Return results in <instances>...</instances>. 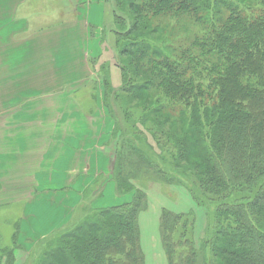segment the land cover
<instances>
[{"label": "trees", "instance_id": "1", "mask_svg": "<svg viewBox=\"0 0 264 264\" xmlns=\"http://www.w3.org/2000/svg\"><path fill=\"white\" fill-rule=\"evenodd\" d=\"M112 1L122 85L111 89L105 72L102 80L105 103L111 93L124 113L112 179L131 200L86 202L74 225L39 241L32 264H144L139 183L156 179L212 209L198 246L191 213L161 210L167 264H264V0ZM185 19L197 30L179 47ZM13 245L0 264L14 263Z\"/></svg>", "mask_w": 264, "mask_h": 264}, {"label": "crops", "instance_id": "2", "mask_svg": "<svg viewBox=\"0 0 264 264\" xmlns=\"http://www.w3.org/2000/svg\"><path fill=\"white\" fill-rule=\"evenodd\" d=\"M26 2L27 0H0V36H6L7 40V45L0 49L5 58L0 60L1 68L36 69L40 58H36L35 54L28 56L26 50L35 51L39 48L44 51L43 68L47 66L55 68L60 65L66 72L67 80L65 83L57 82L58 76L55 74L41 73L39 78L23 77V73L18 71L9 74L6 79L3 78V73L0 75L1 81L10 80L9 86H14L12 92L5 96L4 92H0V115L3 112V105L5 106L4 98L8 100V105H16V110L10 114L15 119V124L8 125L7 131L14 126L13 146L19 149V154L16 156L0 161V173L20 183V188L14 186V191H5L0 181V205L12 200H26L24 210L26 212L31 211L28 208L30 204L37 199L40 203L44 195H48L52 203L56 202L59 194L68 197L58 201L62 205L63 215L50 217L43 223H29L24 230H19L18 242L22 244L20 247L28 252L36 241L49 236L65 224L64 221L69 219L70 214L83 202L81 194L87 190L89 192L96 183L101 184V192L91 197V206L94 208H102L96 204L102 198L95 203L92 200L104 197L105 189L112 188L114 196L117 193L112 179L113 155L109 154L107 149L110 147L108 142L112 136L114 120L104 106L101 82L97 80L96 91L86 89L89 81L94 80V73L91 65V69L88 67L87 59L94 61L95 66H98L104 59L106 48L114 45L112 32L115 28L112 14L108 17L109 11L112 12L111 5L106 0H64L63 13L68 12L66 15L68 18L45 31H30L28 15L22 13L19 18L15 17L19 9L22 11ZM107 23L109 32L105 30ZM56 35L60 36V40L56 43L57 46L52 48L49 45L51 41L47 37ZM37 37H45L42 39L48 44L37 45L33 40ZM80 67L84 69L83 72H80ZM27 72L34 71L27 70L24 74L27 75ZM14 76L18 79L13 80ZM77 87H84L85 91L77 99L73 98V101L68 95L71 91L75 97L73 93ZM39 99H59L60 102H68L70 109L67 113L64 110H55L60 117L64 115V118H60L62 122H59V127L54 126V122L53 126L61 131L60 124L67 126L68 122V126L73 128V131L71 128L72 132L67 131L70 132L67 135L54 136L51 147L40 155L37 154L39 150H35L40 143L35 138L37 132L41 131V127L38 126L45 120L48 121L46 118L54 113V109L37 106ZM78 99L83 102L88 101L89 105L81 102L77 104L75 101ZM76 104L79 108H76L78 107ZM101 112L104 115L102 123L96 124L93 119ZM84 116L89 118V122ZM91 124H94V128ZM13 137L7 135L9 139ZM10 145L12 147V144ZM129 192L117 196H128L129 199L125 202H129L131 191ZM144 212L146 211L140 212L138 223ZM32 215L33 212L27 214V216Z\"/></svg>", "mask_w": 264, "mask_h": 264}, {"label": "rangeland", "instance_id": "3", "mask_svg": "<svg viewBox=\"0 0 264 264\" xmlns=\"http://www.w3.org/2000/svg\"><path fill=\"white\" fill-rule=\"evenodd\" d=\"M61 1V3H60ZM27 0L25 3L24 8L19 9L15 15L16 18H19V16L24 13L28 15L29 19V30L34 31H45L52 26H54L57 22L64 20L68 18L66 15H68V12L66 14L63 13V6L62 3L64 0ZM107 2V0H106ZM111 5V10L113 9L114 2L112 0L108 1ZM109 16L112 14V21L114 20L113 18V12L109 11ZM108 21V20H107ZM165 21V20H164ZM183 21V24H182ZM114 24V22H113ZM180 25H182L181 28H179L178 33H174V35L180 36L176 41L175 45H179V47H185L189 45L190 41L192 40L194 33L197 30V26L193 21H188L187 19L181 20ZM108 23L106 24L105 30H107ZM115 27V26H114ZM113 36H114V45H111V47L106 48L105 54H104V59L101 61V65L99 64L98 66H95L94 61H88L87 59V65L90 68H92V71L94 73V80L89 81V83L86 85V89H93L96 91V83L97 80H99L102 84L103 88V102L104 106L107 110V112L110 114V116L114 120V128L113 130L117 129V133L120 132L124 125V113L122 110H120V104L115 103L112 100V95L111 93H108V100L105 103V91H104V85H103V80H102V72H105L108 74L110 78V85L109 87L111 89L113 88H118L121 83V77H120V69L118 68V51L117 47L115 45V35H114V30H113ZM177 36V37H178ZM0 49H3L7 45V40L6 36H0ZM42 38L45 37H37L33 39L37 45L41 44H48L47 41H44ZM51 43L49 45L52 46V48H55L57 46V42L60 40V36H50L47 37ZM113 39V38H112ZM28 56L36 55V58H40L37 64V68H13V69H6V68H1V61H0V75L3 73V78L6 79L9 74H13L15 72H21L23 73L24 76L28 77H36L39 78L40 73L44 75H56L57 77V82H61L67 80L66 78V72L64 69L60 66L57 65V67L52 68L51 66H47L43 68L44 66L42 65L43 62V55L44 51L42 49L37 48L35 51L32 49L26 50ZM2 52L0 51V60L5 59L1 54ZM51 56V55H50ZM52 57V56H51ZM27 60H30V58H26ZM91 64H90V63ZM53 64V62H51ZM90 68V69H91ZM54 69V70H53ZM27 70H33L34 72H27V75H25V71ZM53 70V71H51ZM49 72V73H44V72ZM84 69L80 67V72H83ZM84 77V76H83ZM13 80H16L18 78L13 77ZM11 82L10 80L8 81H1L0 80V92H4V96L12 92L14 89V86H9V83ZM10 89V90H9ZM9 90V91H8ZM84 87H77V89L74 90V96L71 94L68 95L69 98H71L73 101L77 99L79 96H82L84 93ZM25 100V99H24ZM21 101V100H20ZM122 104L126 102L128 104V101L123 98ZM5 106L3 105V112L0 115V161L6 158H10L12 156H16V154H19L18 151L19 149L16 148L14 145V140H15V129L14 126H12L11 129L7 127L8 125L15 124V119L10 116L12 112H14L16 109V105H8V100L4 98ZM37 106L40 107H45L48 108L49 110L54 109V113L50 114L47 116L44 122L38 127H41V131L37 132L36 134V139L37 142L39 143V146L35 147V150H39L37 152L38 155L43 153L46 149H49L50 144L52 140L54 139V136H57L59 134L60 136H64L69 134L71 131V128L67 126L66 124H60V129H56L54 126L59 127V122H62L60 118H64V115L60 117L59 113L55 112V110H64L66 113L69 111L70 104L68 102H60L59 99L54 100V99H39ZM77 104L78 103H85L89 105L88 101H81L78 99L75 101ZM79 108V105H77ZM107 104V105H106ZM20 106V105H19ZM73 107V108H74ZM104 115L103 112H101L100 115L95 117L93 120L95 121L96 124H101L102 119ZM85 120H89V118L84 116ZM75 121V120H73ZM72 121V123H73ZM52 122V123H51ZM53 122L55 125L53 126ZM89 122V121H88ZM90 124V123H89ZM94 128V124H91ZM131 130V128H130ZM66 131V132H65ZM73 131V128H72ZM71 131V132H72ZM146 134V139L148 142H150L154 149L158 151L156 148L154 141L152 137L150 136L149 133L145 132ZM7 135H13V138H7ZM131 138V135H129ZM117 141V144L120 143L121 141L113 136V131H112V136L110 138V141L108 142V145L110 146L108 149V153L113 155V163L115 160V143ZM136 141V140H135ZM137 142V141H136ZM12 144V147H10ZM26 151V150H24ZM48 155H46L45 158H47ZM113 165V164H112ZM57 168V167H56ZM0 181L2 182L3 190L5 191H14L13 187L17 186V188H20V183L17 180L10 179L8 177H4L2 173H0ZM29 182V181H28ZM26 182V183H28ZM98 183H96L97 185ZM101 188V184H100ZM98 188L97 190L89 189L90 191L82 193L81 194V200L82 198L84 199L83 202L80 205V209L77 207V214L73 215V213L70 214L69 219L64 221V225L71 224L66 226L70 227L72 224L74 225L79 218L81 217L82 213V207L86 202L91 200V197L100 189ZM139 188H142L146 192L147 196V205L144 210H141L140 212H144L139 220L138 227H139V239H140V248L143 253L144 257V264H167V258H166V253L163 248L162 242H161V237H160V228H159V217L161 214L162 209H168L173 212L177 213H191L193 218H194V227H193V240L195 241V244L198 246L200 245V241L205 237L206 234H208L209 231V224L212 218V213H211V207H208L204 204H197L192 197L190 196L189 192L185 188L184 185L181 184H170L163 182L159 179L152 180V181H147L145 183L140 182L139 183ZM101 190V189H100ZM131 191V190H130ZM101 192V191H100ZM130 193V192H128ZM90 194V197H88ZM91 194H93L91 196ZM100 194V193H99ZM97 194V195H99ZM127 194V193H126ZM132 194V191H131ZM120 195V194H117ZM115 195L114 192L112 191V188H107L104 190V197H97L93 201L95 203L98 199H101L96 202L97 205L105 207V206H112V205H117L121 204L129 199L128 196L126 197H119ZM13 197H17L16 195H11ZM42 201L39 203L38 199L33 202L32 204L29 205V209L31 211H26L25 206L27 201L26 200H12L8 202L7 204H2L0 205V250L8 247L12 248L14 247L13 243L17 245L18 249L14 250V263L13 264H32L33 260L36 259V250L37 248L39 249L40 240L43 238L39 239L36 241L32 246L31 249L27 252L24 250V248H21L22 244L18 242V237H19V230H24L25 226L28 225L29 223L32 224H37V223H43L44 221L48 220L50 217H58L63 215V208L62 205L58 202L60 199H67V196H60V194L56 198V202L52 203L51 199L48 197V195H44ZM88 197V198H87ZM24 212V213H23ZM33 212L32 216H27L28 213ZM139 212V214H140ZM138 214V218H139ZM79 217V218H78ZM74 218V219H73ZM61 226V227H63ZM60 227V228H61ZM59 228V229H60ZM58 230V229H57ZM53 233V232H52ZM39 242V243H38ZM19 243V244H18ZM43 243V242H42ZM41 243V244H42ZM1 254V253H0ZM38 254V253H37ZM38 259V255H37ZM160 260V261H159Z\"/></svg>", "mask_w": 264, "mask_h": 264}]
</instances>
